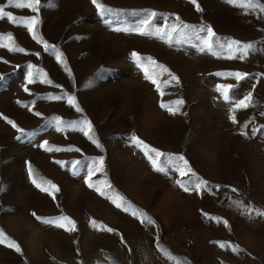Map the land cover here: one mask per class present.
Masks as SVG:
<instances>
[{
    "label": "rangeland",
    "instance_id": "374dc122",
    "mask_svg": "<svg viewBox=\"0 0 264 264\" xmlns=\"http://www.w3.org/2000/svg\"><path fill=\"white\" fill-rule=\"evenodd\" d=\"M99 2L120 15L101 17L91 0H41L37 13L0 0V6L17 17L37 15L36 34L55 46L64 61L34 40L24 25L0 19V45H7L0 46V230L23 249L22 255L0 244V264H175L161 249L189 264H264V217H249L234 204L241 201L264 210V13H246L226 0H197L201 11L191 0ZM145 9L171 14L168 24L179 16L193 26L210 25L221 42L236 39L255 47L243 60L228 59L218 46L213 51L219 55L200 51L195 35L169 43L115 31L135 27ZM164 23L157 17L153 26ZM9 34L11 41L5 38ZM132 52L164 65L180 83L165 86L170 77L160 75L161 95L144 78ZM29 65L35 66L32 83ZM229 72L248 76L237 81L217 75ZM45 76L51 83L41 82ZM221 84L234 86L232 101L217 91ZM248 93L251 105L232 113L233 101ZM57 96L62 98H52ZM69 96L82 112L68 103ZM180 98L185 104L175 115L160 107L161 102ZM57 117L65 122L63 131L56 130ZM84 118L101 147L79 130L81 125L70 126ZM132 134L160 151L184 155L207 187L196 192L189 184L185 192L175 180L195 177L155 172L142 150L130 142ZM45 141L63 150L45 151L40 147ZM100 157L103 171L96 172L92 182L102 189V181L111 185L105 196L85 184L84 171L73 175L71 168L72 161ZM28 164L38 179L57 186L55 199L31 183ZM117 194L124 197L121 208L109 199ZM140 211L155 223H142L138 214L133 215ZM33 212L42 217L67 215L77 230L43 225ZM221 243L237 250L220 247Z\"/></svg>",
    "mask_w": 264,
    "mask_h": 264
},
{
    "label": "snow or ice",
    "instance_id": "6c2138e0",
    "mask_svg": "<svg viewBox=\"0 0 264 264\" xmlns=\"http://www.w3.org/2000/svg\"><path fill=\"white\" fill-rule=\"evenodd\" d=\"M51 2V0H49ZM93 5H95L98 14L101 17H105L108 15H120V13L117 10H114L110 7H107L103 3L99 2V0H91ZM191 2L196 6L197 11H201L199 4L197 3V0H191ZM226 2L230 5H233L235 7H239L245 10L247 13L248 11H256L259 10L260 13H264V3H261V0H226ZM7 6H14L17 9H30L32 13L39 12L41 8V0H7ZM144 17L139 21V23L135 27H123V28H116L115 31H122V32H137L141 36H156L161 40H165L166 42L171 43L173 39H177V42H180L181 39L187 38L190 35H195L197 40L201 42L200 51H210L213 53V55H219V53L213 51L214 47L218 46L220 49L227 52L228 59H245L249 52L254 49L255 45L250 42H241L240 40L236 39H229L225 38L223 42H221L220 38L216 36V33L213 31L212 27L210 25H200L199 27L193 26L187 23H183L180 21V17L176 16L175 23L168 24V16L171 14H164V13H157L155 11L150 10H143ZM133 16H138L140 13L138 12H132L130 13ZM157 17H162L165 21L163 26H153V22L157 19ZM6 18L8 21L15 23V24H21L24 25L28 32L32 33V38L34 40H37L39 43H43L45 49H53L56 54V58L58 61L63 63L62 53H60L58 50L55 49V46L48 45L47 42L43 41L41 37H39L36 34L35 27L39 23V17L37 15H32L30 17H17L12 14L10 11L5 10V6H0V19ZM106 23L108 21H105ZM200 33H204L203 36L200 35ZM9 41L12 40V36L9 34L5 37ZM7 47V45H0ZM10 50L15 51H24L20 48H12ZM131 58L137 65V67L144 70V78L146 80H150L154 85H156L157 91L161 92V95H163V92L161 91L160 83L158 82V77L160 75H163L164 73H167L170 77L169 81H164L165 86H167L171 82H175L176 84L180 83L179 77H177L175 74L171 73L167 67L164 65L158 64L155 60H153L151 57H141L140 54L136 52L131 53ZM147 66H151L153 68V71L150 73L148 71ZM34 65H29L30 71L28 72V82L32 83L34 82V73L32 69H34ZM158 70V71H157ZM217 75H227L234 77L237 81L244 80L248 74L244 72H229V73H217ZM41 82L44 83H51V81L47 80L46 76L45 79ZM233 85H217V91L221 93L223 99L225 101H232V97L230 96V92L233 89ZM26 92L28 91L27 87L24 89ZM53 99H61L62 97H52ZM252 102V94L248 93L245 95L242 99H237L233 101V106L231 107V112L235 113L237 109L247 108L251 105ZM68 103L75 108L77 112H82V109L79 107V105L76 103L74 96L68 97ZM185 104V101L180 98L172 101L171 103H160V107L167 110L169 113L175 115L178 112H180L181 108ZM182 115H187L186 113H181ZM36 115H40V113H36ZM233 123H237L235 115H230L229 117ZM56 122V130L57 131H63L64 130V124L65 122L61 120L59 117L55 118ZM9 124L12 125L13 128H16L18 132L21 133V135H24V129L17 127V125L9 120ZM77 124L81 125L79 127V130L84 132L86 136L94 144H96L97 147H101L99 144V141L94 139L90 133L93 131L91 122L84 118L81 121L78 122H71L72 127H75ZM247 127V125H245ZM29 136H34L35 133H28ZM19 139V137H18ZM130 142L138 149L142 150L144 156L147 158V160L150 162L152 169L157 173H163L166 176L170 171L178 173L180 177L185 176H191L195 177V180H189L185 181L183 179H177L175 180V184L178 185L180 188H182L185 192L190 191L189 184H191V190L199 192L201 189L206 188L208 185V182L197 176L196 172L193 170V168L190 166L189 161L184 157V155H176L173 153H166L163 151H160L157 148L151 147L145 141L140 139L135 134H132L130 137ZM40 147H43L45 151H62L63 149L60 148H51L47 146V141L44 142V144L40 145ZM76 151H79V149H76ZM163 158V159H161ZM62 165L64 162H59ZM71 168L73 175H80L81 171L85 172L84 175V182L87 184L89 188L95 189L101 196L106 195L107 190H111V185L108 184L106 181H102L101 183L104 184V189H102L99 185L92 182L93 175L100 171H103V157H100L98 159H93L90 162L88 161H72L71 162ZM28 175L31 178V183L35 185L37 188H39L43 192L49 193V195H52L55 199V192L59 191L57 186L53 184L51 181L45 180L43 178H37L36 174L34 172V169L32 168L31 164H28L27 167ZM2 190V189H0ZM236 189H233V192H235ZM109 199L112 200V203L115 204L117 208H121L124 206V197L117 194L115 197H109ZM234 204L236 207L242 209L249 217H251L253 214L257 216L264 217V210L254 209L251 207L245 206L241 201H234ZM125 211L127 208L124 209ZM139 215L141 218L142 223H148V224H154V220H152L151 217L147 215V213H144L140 211L139 213L133 212V215ZM36 221L40 222L43 225L55 227L58 229H63L66 232H75L76 229V222L67 215H59L55 217H42L37 215L35 212L31 214ZM91 226L93 228L97 227V222L95 220H92ZM227 223L226 221L224 222ZM103 227V226H102ZM108 232H113L114 229L112 228H106L105 229ZM0 244H6V246L10 249H14L15 252L23 255V249L19 243H17L15 240L8 237L3 230H0ZM220 247H231L233 251L237 250V246H232L227 243H221ZM163 254L167 256L168 259L173 260L175 264H189V262L185 259L181 260L180 258H177L173 256L171 253L167 252L164 249H161Z\"/></svg>",
    "mask_w": 264,
    "mask_h": 264
}]
</instances>
